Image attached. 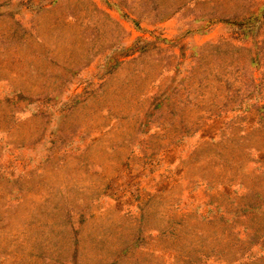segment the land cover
<instances>
[{
    "label": "rangeland",
    "instance_id": "1",
    "mask_svg": "<svg viewBox=\"0 0 264 264\" xmlns=\"http://www.w3.org/2000/svg\"><path fill=\"white\" fill-rule=\"evenodd\" d=\"M0 264H264V0H0Z\"/></svg>",
    "mask_w": 264,
    "mask_h": 264
}]
</instances>
